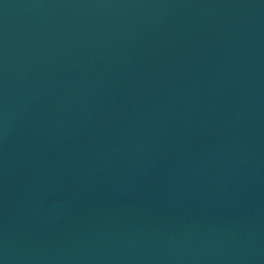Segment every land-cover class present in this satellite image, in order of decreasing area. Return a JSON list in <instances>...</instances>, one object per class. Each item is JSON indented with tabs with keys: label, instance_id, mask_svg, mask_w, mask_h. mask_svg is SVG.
<instances>
[{
	"label": "water",
	"instance_id": "obj_1",
	"mask_svg": "<svg viewBox=\"0 0 264 264\" xmlns=\"http://www.w3.org/2000/svg\"><path fill=\"white\" fill-rule=\"evenodd\" d=\"M0 264H264V0H0Z\"/></svg>",
	"mask_w": 264,
	"mask_h": 264
}]
</instances>
